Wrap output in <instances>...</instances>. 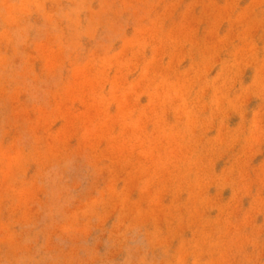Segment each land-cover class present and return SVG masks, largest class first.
Wrapping results in <instances>:
<instances>
[{
  "label": "rangeland",
  "instance_id": "1",
  "mask_svg": "<svg viewBox=\"0 0 264 264\" xmlns=\"http://www.w3.org/2000/svg\"><path fill=\"white\" fill-rule=\"evenodd\" d=\"M0 264H264V0H0Z\"/></svg>",
  "mask_w": 264,
  "mask_h": 264
}]
</instances>
